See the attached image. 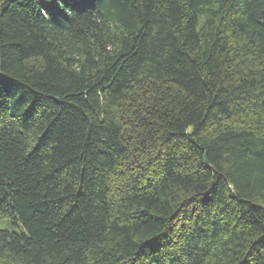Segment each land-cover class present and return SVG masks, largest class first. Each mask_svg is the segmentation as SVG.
I'll return each mask as SVG.
<instances>
[{
	"label": "trees",
	"instance_id": "16d2710c",
	"mask_svg": "<svg viewBox=\"0 0 264 264\" xmlns=\"http://www.w3.org/2000/svg\"><path fill=\"white\" fill-rule=\"evenodd\" d=\"M0 264H264V0H0Z\"/></svg>",
	"mask_w": 264,
	"mask_h": 264
}]
</instances>
